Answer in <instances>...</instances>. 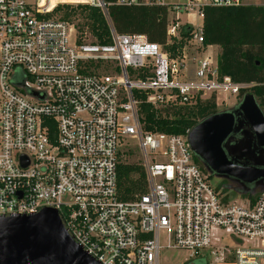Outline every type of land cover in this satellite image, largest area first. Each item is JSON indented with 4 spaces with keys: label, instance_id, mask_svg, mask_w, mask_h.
Instances as JSON below:
<instances>
[{
    "label": "built area",
    "instance_id": "obj_1",
    "mask_svg": "<svg viewBox=\"0 0 264 264\" xmlns=\"http://www.w3.org/2000/svg\"><path fill=\"white\" fill-rule=\"evenodd\" d=\"M57 5H86L107 17L103 0H0V218L54 209L98 264H159L167 249L187 252L184 264H264V190L228 204L195 163L188 131L145 132L139 111L142 102L166 110L211 96L237 99L250 85L220 75L218 59L205 52L211 46L188 65L184 51L170 59L143 35L110 28L107 44L87 33L80 39L74 24L52 15ZM114 5L167 6L175 17L167 37H176L180 15H191L190 42L201 46L202 27L194 24L201 10L240 1ZM45 119L54 122L53 141ZM129 142L139 151L147 191L124 202L116 170Z\"/></svg>",
    "mask_w": 264,
    "mask_h": 264
},
{
    "label": "trees",
    "instance_id": "obj_2",
    "mask_svg": "<svg viewBox=\"0 0 264 264\" xmlns=\"http://www.w3.org/2000/svg\"><path fill=\"white\" fill-rule=\"evenodd\" d=\"M107 5V17L97 8L86 5H57L52 15L57 19L75 24L79 38L87 33L91 41L109 43L110 28L117 34L143 35L150 43L162 47L170 59L181 56L192 39L193 28L187 24L177 29L176 37H167L169 8L164 5L122 7L115 0H103ZM202 12L203 43L200 52L207 46L220 49L218 68L220 75L229 77L234 83L250 85L237 95L252 94L264 114V6L205 7ZM137 99L145 96L136 94ZM145 132H160L185 135L194 125L217 113L213 96L187 107L154 110L142 102L139 106ZM51 141L55 137L54 122L45 119ZM195 163L206 173L200 162ZM211 179V176H208ZM229 185L228 187H230ZM147 191L146 175L141 164L123 163L116 170V195L120 201H133ZM249 194L251 190H249ZM258 193H254L255 197ZM195 264H206L195 261Z\"/></svg>",
    "mask_w": 264,
    "mask_h": 264
},
{
    "label": "water",
    "instance_id": "obj_3",
    "mask_svg": "<svg viewBox=\"0 0 264 264\" xmlns=\"http://www.w3.org/2000/svg\"><path fill=\"white\" fill-rule=\"evenodd\" d=\"M243 127V138L228 146L227 138ZM194 157L206 173L227 181L231 190L248 194L264 190V114L252 94L225 112L198 122L186 135ZM21 167L28 161L20 158ZM0 264H98L67 234L56 210L0 218Z\"/></svg>",
    "mask_w": 264,
    "mask_h": 264
},
{
    "label": "rangeland",
    "instance_id": "obj_4",
    "mask_svg": "<svg viewBox=\"0 0 264 264\" xmlns=\"http://www.w3.org/2000/svg\"><path fill=\"white\" fill-rule=\"evenodd\" d=\"M162 2L165 5H171V4H182L183 2H185V0H162ZM256 2L257 3L260 2L264 4V0H258ZM169 20L175 21L174 15H170ZM78 21L80 20L79 19L72 20V24L75 25L76 23H78ZM176 21L179 22L180 25H184L187 24V21L192 22L193 16L182 14L179 16V19ZM194 24L200 25L201 20L199 18H196V22H194ZM198 47L199 46L195 45L193 42H190L185 48L184 52L186 54L188 65L192 63L193 59L200 56L201 52ZM217 52L218 51L213 49L210 50V53L214 56ZM237 104H238V99H235L233 96H220L219 100L215 101L217 113L228 111ZM122 150L123 153L120 157V160L123 163L141 164V157L139 151L133 143L129 142L125 144ZM210 184L214 188L218 189L219 192L226 197L228 204H231L233 202H238L239 200L242 199V195L232 191L231 187H228L229 183H227L224 180H220L212 177L210 179ZM186 261H188V263L190 262L189 255L185 251L167 249V250H161L159 252V264H184ZM194 262L195 261H193L192 264H195Z\"/></svg>",
    "mask_w": 264,
    "mask_h": 264
},
{
    "label": "flooded vegetation",
    "instance_id": "obj_5",
    "mask_svg": "<svg viewBox=\"0 0 264 264\" xmlns=\"http://www.w3.org/2000/svg\"><path fill=\"white\" fill-rule=\"evenodd\" d=\"M246 129V127H243V129L237 131V132H232L230 136L227 138V145L228 146H233L237 144L242 138V130ZM201 164V163H200ZM227 182V181H226ZM228 183V182H227ZM230 185V184H229ZM231 186L236 187L238 186L237 184H231ZM248 191L252 190V185H245L244 186Z\"/></svg>",
    "mask_w": 264,
    "mask_h": 264
},
{
    "label": "crops",
    "instance_id": "obj_6",
    "mask_svg": "<svg viewBox=\"0 0 264 264\" xmlns=\"http://www.w3.org/2000/svg\"><path fill=\"white\" fill-rule=\"evenodd\" d=\"M239 1H240V5H242V6H249V5H252V6H264L263 3H260V2L257 3L256 1H258V0H239ZM211 49L218 51L215 54V57L218 59L219 54H220L219 47H217V46L208 47V48H206L205 52L210 53Z\"/></svg>",
    "mask_w": 264,
    "mask_h": 264
},
{
    "label": "bare ground",
    "instance_id": "obj_7",
    "mask_svg": "<svg viewBox=\"0 0 264 264\" xmlns=\"http://www.w3.org/2000/svg\"><path fill=\"white\" fill-rule=\"evenodd\" d=\"M53 5V4H52ZM53 7H54V5H53ZM53 9V8H52Z\"/></svg>",
    "mask_w": 264,
    "mask_h": 264
}]
</instances>
